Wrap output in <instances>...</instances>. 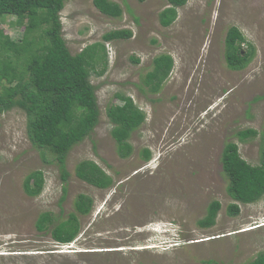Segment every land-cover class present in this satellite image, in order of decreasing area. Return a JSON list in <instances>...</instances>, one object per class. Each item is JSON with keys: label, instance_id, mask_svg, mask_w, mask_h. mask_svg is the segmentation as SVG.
Masks as SVG:
<instances>
[{"label": "rangeland", "instance_id": "obj_1", "mask_svg": "<svg viewBox=\"0 0 264 264\" xmlns=\"http://www.w3.org/2000/svg\"><path fill=\"white\" fill-rule=\"evenodd\" d=\"M111 1L122 8L120 17L100 13L93 0H64L59 13L71 54L95 42L106 53L103 60V50H97L90 72L98 122L69 150L67 182L61 180L54 157L28 139L24 111L0 114V264H249L264 251V194L240 204L237 215H228L231 198L221 153L226 142L235 141L246 161L259 162L264 0H187L168 26L158 19L168 0ZM11 19L5 17L1 27L18 40L24 29L11 25ZM230 26L254 47L241 70L230 69L224 58ZM112 29H130L132 37L103 41L102 34ZM246 48L242 43L241 51ZM162 53L172 56L174 65L153 93L142 79ZM117 93L130 96L145 112L128 138L132 151L125 158L118 154L106 116L107 106L120 103ZM243 129L256 134L239 140L236 133ZM144 148L150 150L148 160L142 156ZM82 160L99 164L112 177L111 186L98 189L78 179L74 168ZM36 169L43 171L44 187L29 196L23 180ZM79 193L93 199L92 209L79 216L81 232L73 242L55 244L48 229L35 228V221L44 211L66 217ZM213 199L221 203L215 224L201 228L198 220Z\"/></svg>", "mask_w": 264, "mask_h": 264}, {"label": "trees", "instance_id": "obj_2", "mask_svg": "<svg viewBox=\"0 0 264 264\" xmlns=\"http://www.w3.org/2000/svg\"><path fill=\"white\" fill-rule=\"evenodd\" d=\"M186 1L168 0L169 6L158 14L160 25H170L177 17V8ZM93 5L108 17L116 18L122 14L120 5L111 0H93ZM63 6L64 0H0V114L13 108L24 111L28 139L33 146L47 150L54 157L61 180L67 182L69 172L65 162L69 150L88 136L98 122L100 110L90 72L95 68L97 50H103L100 59L105 60L106 53L100 42L88 44L76 54L70 53L62 35L59 15ZM5 17L13 18L9 21L11 25L23 27L20 39L12 40L5 33L1 27ZM134 19L137 21L136 17ZM131 37L130 29H112L102 34L105 42ZM242 43L248 47L244 52L241 51ZM224 44L226 65L232 70L245 68L254 54V47L236 26L227 29ZM132 60L139 62L136 57ZM173 65L172 56L163 53L155 56L152 69L142 79V86L153 93L159 91ZM115 95L121 99L120 103L107 106L106 116L118 154L125 158L132 151L128 138L145 120V112L130 96ZM255 134L253 129L236 133L239 140ZM142 154L144 159L150 158L149 149L144 148ZM221 166L227 178V194L231 198L227 214L237 215L240 204L252 203L264 194V139L258 164L246 161L237 142L228 141L221 153ZM74 173L78 179L96 188L104 189L112 184V177L92 160L77 163ZM44 180L41 169L30 171L23 180L24 192L29 196L39 195ZM62 191L60 200L63 201L67 192L65 185ZM92 205L90 196L79 193L73 202L74 210L66 217L59 219L51 211L41 212L35 228L38 231L48 229L55 244L68 245L81 232L79 216L90 213ZM220 208L219 200H211L205 215L198 220V226H213ZM249 264H264V251Z\"/></svg>", "mask_w": 264, "mask_h": 264}, {"label": "clouds", "instance_id": "obj_3", "mask_svg": "<svg viewBox=\"0 0 264 264\" xmlns=\"http://www.w3.org/2000/svg\"><path fill=\"white\" fill-rule=\"evenodd\" d=\"M109 42V41H108ZM106 46V48H107V51H109L110 50V46L108 45V44H106L105 45ZM99 189V188H98ZM69 245V244H68Z\"/></svg>", "mask_w": 264, "mask_h": 264}]
</instances>
